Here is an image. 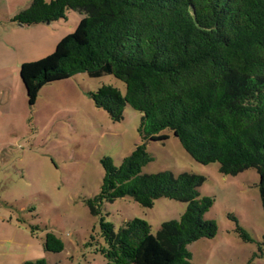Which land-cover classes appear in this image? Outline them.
<instances>
[{
    "label": "trees",
    "instance_id": "trees-1",
    "mask_svg": "<svg viewBox=\"0 0 264 264\" xmlns=\"http://www.w3.org/2000/svg\"><path fill=\"white\" fill-rule=\"evenodd\" d=\"M70 10L83 16L75 30L18 69L29 107L53 81L106 74L125 91L102 84L88 92L94 106L112 121L123 119L126 105L141 114L140 142L119 164L101 158L99 190L86 201L91 214L100 215L103 244L96 241V250L104 264H197L188 245L215 236L216 221L205 218L214 198L200 196L202 175L142 173L152 160L146 143L167 139L162 131L169 129L192 159L218 162L222 175L256 169L264 214V0H31L9 21L46 24L66 19ZM126 196L143 207L162 197L187 205L155 235L135 217L115 230L100 206ZM232 218L238 237L257 244L253 257L264 258V234L256 242ZM43 246L52 253L64 248L50 231Z\"/></svg>",
    "mask_w": 264,
    "mask_h": 264
},
{
    "label": "rangeland",
    "instance_id": "rangeland-1",
    "mask_svg": "<svg viewBox=\"0 0 264 264\" xmlns=\"http://www.w3.org/2000/svg\"><path fill=\"white\" fill-rule=\"evenodd\" d=\"M30 2L0 0V23ZM79 16L70 10L69 22ZM9 64L3 70L17 75L16 68ZM102 84L118 87L122 94L126 88L113 75L90 78L78 73L43 86L33 107H29L23 87L15 85L10 112L0 117V264L40 259L47 264H104L95 245L96 241L103 244L100 215H92L86 201L99 190L101 158L110 157L119 164L140 142L137 127L141 114L126 105L123 119L112 121L88 95ZM162 133L168 138L146 143L152 160L142 173L169 170L202 175L205 181L198 189L200 196L214 198L205 218L216 221V234L188 245L192 261L264 264V258L253 257L257 244L242 241L233 231L236 221L232 218L254 241L263 240L257 170L248 168L235 176L222 175L218 162L203 165L195 161L169 129ZM186 205L162 197L153 206L143 207L126 196L102 203L100 210L115 230L135 217L145 219L155 235L163 221L179 219ZM49 231L64 244L62 251L44 249Z\"/></svg>",
    "mask_w": 264,
    "mask_h": 264
},
{
    "label": "crops",
    "instance_id": "crops-1",
    "mask_svg": "<svg viewBox=\"0 0 264 264\" xmlns=\"http://www.w3.org/2000/svg\"><path fill=\"white\" fill-rule=\"evenodd\" d=\"M82 17L80 15L70 23L68 13L66 19L30 26L10 22L9 18L5 23H0L2 31L0 33V117L1 113L10 112V102L15 97L13 95L15 85L20 84L22 88L19 74L18 76L15 73L7 74L3 68L7 66L9 68V63H12L18 73L22 62L36 60L51 53L62 37L75 30ZM3 71L6 72L5 75Z\"/></svg>",
    "mask_w": 264,
    "mask_h": 264
}]
</instances>
